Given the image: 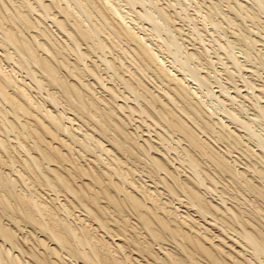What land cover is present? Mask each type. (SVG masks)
I'll list each match as a JSON object with an SVG mask.
<instances>
[{"label": "bare ground", "instance_id": "1", "mask_svg": "<svg viewBox=\"0 0 264 264\" xmlns=\"http://www.w3.org/2000/svg\"><path fill=\"white\" fill-rule=\"evenodd\" d=\"M262 72L264 0H0V264H264Z\"/></svg>", "mask_w": 264, "mask_h": 264}, {"label": "rangeland", "instance_id": "2", "mask_svg": "<svg viewBox=\"0 0 264 264\" xmlns=\"http://www.w3.org/2000/svg\"><path fill=\"white\" fill-rule=\"evenodd\" d=\"M190 9H191V10H190V13L193 14L194 11L192 10V8H190ZM191 11H192V12H191ZM246 24H247V23H246ZM247 26L250 27V26H251V23H248ZM184 28H185L184 32L187 33V32H188V28H186V26H185ZM260 48H261V47H260ZM262 77L264 78V72H262ZM259 81H260V82H259ZM257 83L262 84V82H261L260 79H257ZM249 103H250V102H246L245 104L248 105ZM248 112H249L248 114H251L253 111H248ZM250 112H251V113H250ZM250 117H251V116H250ZM257 128L260 130L261 127L258 126Z\"/></svg>", "mask_w": 264, "mask_h": 264}]
</instances>
